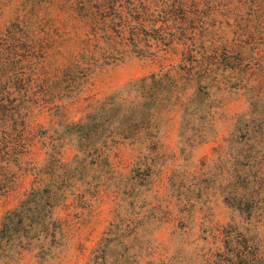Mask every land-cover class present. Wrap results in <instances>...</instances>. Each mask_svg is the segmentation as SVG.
Segmentation results:
<instances>
[{"label":"rangeland","instance_id":"rangeland-1","mask_svg":"<svg viewBox=\"0 0 264 264\" xmlns=\"http://www.w3.org/2000/svg\"><path fill=\"white\" fill-rule=\"evenodd\" d=\"M98 1L0 0V104L20 112L0 127V224L50 206L9 264H264V153L234 137L258 90L181 81L136 138L84 139L107 98L180 60L132 50Z\"/></svg>","mask_w":264,"mask_h":264},{"label":"trees","instance_id":"trees-1","mask_svg":"<svg viewBox=\"0 0 264 264\" xmlns=\"http://www.w3.org/2000/svg\"><path fill=\"white\" fill-rule=\"evenodd\" d=\"M112 4L113 16L121 14L118 33L132 43V50L153 61L172 54L180 60L165 71L133 81L125 97L107 98L85 123L75 125L84 139L94 137L103 124L110 125L112 135L136 138L157 123L161 102L182 81L192 82L196 90L222 86L258 90L250 95L249 110L235 121L234 137L249 153L255 150L254 156L264 153V0H112ZM103 8L102 0L91 6L90 19L97 22ZM17 113L0 104V127ZM47 205L27 199L5 213L0 224V264H9L25 238L45 227Z\"/></svg>","mask_w":264,"mask_h":264}]
</instances>
